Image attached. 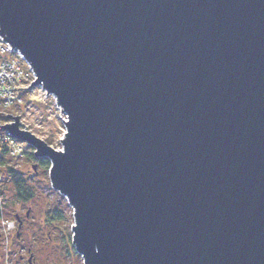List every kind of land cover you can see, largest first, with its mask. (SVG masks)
Returning <instances> with one entry per match:
<instances>
[{"label":"water","instance_id":"water-1","mask_svg":"<svg viewBox=\"0 0 264 264\" xmlns=\"http://www.w3.org/2000/svg\"><path fill=\"white\" fill-rule=\"evenodd\" d=\"M0 35L67 115L62 149L0 129L82 264H264V0H0Z\"/></svg>","mask_w":264,"mask_h":264},{"label":"rangeland","instance_id":"rangeland-1","mask_svg":"<svg viewBox=\"0 0 264 264\" xmlns=\"http://www.w3.org/2000/svg\"><path fill=\"white\" fill-rule=\"evenodd\" d=\"M27 95L22 107L13 109L9 113L20 117V128L26 127L25 129L41 138L52 148L62 149L60 139H62L65 126L58 116L53 97L46 94L40 87H33ZM30 150L33 151L31 148ZM32 165H35V162L26 161L25 158L15 160L14 167L33 185L36 193L35 198L23 203L16 201L10 183L4 182L5 174L0 171V201L10 213L5 215L6 211H4V217L0 219V230L7 238L5 242L0 241V264H27L26 257L30 255L33 259L32 264H79L78 257L75 256L78 254L72 241L67 246L60 231L53 225L44 223L49 208L61 207L67 217L69 211L63 207V203L67 202L59 192L51 188L49 180L46 182L34 175ZM35 170H38L37 166ZM59 202L62 206H58ZM68 208H71L70 205ZM17 216L21 225L19 231ZM4 219L13 223L11 229L3 224ZM62 225L63 228H67L66 222V226L64 223ZM71 228L72 226L68 230L72 232ZM17 233H19L18 238H16ZM20 247L24 248L22 252ZM19 254L24 255L25 260L22 263H17Z\"/></svg>","mask_w":264,"mask_h":264},{"label":"built area","instance_id":"built-area-1","mask_svg":"<svg viewBox=\"0 0 264 264\" xmlns=\"http://www.w3.org/2000/svg\"><path fill=\"white\" fill-rule=\"evenodd\" d=\"M36 78L29 63L25 61L20 51L14 50L9 43L3 40L0 35V109L3 112H11L13 109L21 108L24 104L27 94L32 90L31 83ZM30 86L29 89H26ZM19 91L17 88H21ZM54 99V98H53ZM54 104L55 99H54ZM58 116L64 123L67 115L61 112L56 105ZM5 145L9 151V156L15 159H21L24 156L25 143L19 142L11 137L6 131L0 129V146ZM3 224L11 229L12 222L4 220Z\"/></svg>","mask_w":264,"mask_h":264},{"label":"trees","instance_id":"trees-1","mask_svg":"<svg viewBox=\"0 0 264 264\" xmlns=\"http://www.w3.org/2000/svg\"><path fill=\"white\" fill-rule=\"evenodd\" d=\"M9 115H11V113L3 112L0 109V125L10 121V119L8 118ZM24 150H25L24 156L21 159L25 158V160L29 162L34 161L35 165H32L31 167L32 170L35 171L34 175L41 177L43 181L47 182L48 174H49L48 170L51 165L50 161L45 158L34 157V150L33 151L30 150V147H28L26 144H25ZM8 153L9 151L7 150L6 146L1 145L0 146V171H2L3 174H5L4 182L10 183L13 194L16 197V201L23 203L25 201L35 198L36 193L34 192L33 185L30 182H28L27 179L22 176L21 172H19L14 167L15 160H19V159L11 158ZM36 166L38 169L37 171L35 170ZM62 203L59 202L58 206L59 205L62 206ZM66 204L63 203V207L69 211L67 217L64 214L61 207L54 208V209L49 208L46 213V221L44 223H46V225L48 224L53 225L57 230H59L61 233L62 239L66 241L67 246H69V244L72 241V235H71L72 232L69 231L68 229L72 226L71 224H72L73 214H72V209L68 208V205L66 206ZM4 209H5V206H3L0 201V219L4 217L3 216L4 211H6L5 215L10 214L9 211H7V209L5 210ZM16 219L18 220L17 227L21 226L18 216L16 217ZM4 220H7V219H4ZM65 222H66L67 228L62 227L63 223H64V226H66ZM20 228L21 227L17 228L18 231L20 230ZM75 256L78 257L79 264H82L81 257H79L78 255H75ZM29 257H31L30 259H31V264H32L33 262L32 255H30Z\"/></svg>","mask_w":264,"mask_h":264},{"label":"flooded vegetation","instance_id":"flooded-vegetation-1","mask_svg":"<svg viewBox=\"0 0 264 264\" xmlns=\"http://www.w3.org/2000/svg\"><path fill=\"white\" fill-rule=\"evenodd\" d=\"M18 227H20V226H18ZM18 236H19V234L17 233L16 234V238H18ZM0 241H2V242H5V241H7V238H6V235L4 236L3 235V233L1 232V230H0ZM21 248V252L23 251V249L24 248H22V247H20ZM24 255L23 254H19V256H18V258H17V263H19V262H24ZM26 260H27V264H31V260L29 259V256L28 257H26Z\"/></svg>","mask_w":264,"mask_h":264}]
</instances>
